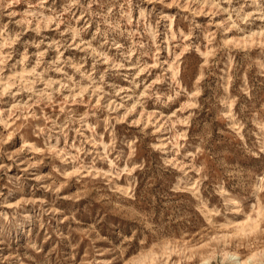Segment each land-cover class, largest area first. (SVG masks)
I'll return each instance as SVG.
<instances>
[{
  "label": "rangeland",
  "instance_id": "rangeland-1",
  "mask_svg": "<svg viewBox=\"0 0 264 264\" xmlns=\"http://www.w3.org/2000/svg\"><path fill=\"white\" fill-rule=\"evenodd\" d=\"M0 264H264V0H0Z\"/></svg>",
  "mask_w": 264,
  "mask_h": 264
}]
</instances>
